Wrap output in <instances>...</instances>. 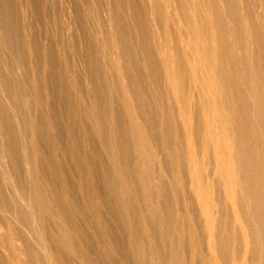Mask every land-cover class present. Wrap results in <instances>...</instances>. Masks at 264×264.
<instances>
[{"label": "bare ground", "instance_id": "6f19581e", "mask_svg": "<svg viewBox=\"0 0 264 264\" xmlns=\"http://www.w3.org/2000/svg\"><path fill=\"white\" fill-rule=\"evenodd\" d=\"M0 264H264V0H0Z\"/></svg>", "mask_w": 264, "mask_h": 264}]
</instances>
